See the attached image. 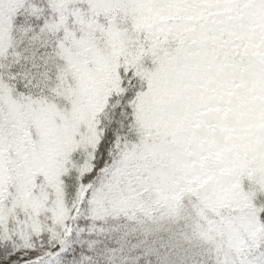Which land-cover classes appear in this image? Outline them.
I'll return each mask as SVG.
<instances>
[{
	"label": "snow or ice",
	"instance_id": "6c2138e0",
	"mask_svg": "<svg viewBox=\"0 0 264 264\" xmlns=\"http://www.w3.org/2000/svg\"><path fill=\"white\" fill-rule=\"evenodd\" d=\"M0 264H264V0H0Z\"/></svg>",
	"mask_w": 264,
	"mask_h": 264
}]
</instances>
